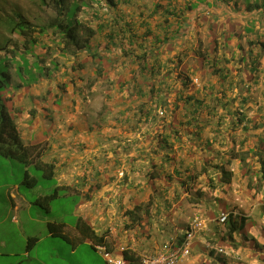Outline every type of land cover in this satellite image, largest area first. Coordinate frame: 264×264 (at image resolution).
Listing matches in <instances>:
<instances>
[{
    "label": "rangeland",
    "instance_id": "374dc122",
    "mask_svg": "<svg viewBox=\"0 0 264 264\" xmlns=\"http://www.w3.org/2000/svg\"><path fill=\"white\" fill-rule=\"evenodd\" d=\"M63 1L65 5L58 6L55 0H0V48H2L0 50V66L7 70L5 61L10 60L11 63L8 66L12 74L11 87L9 85L6 86L3 95L4 98L14 99L16 97L15 101H7L6 105L9 111L13 113V117H16V123L22 134V138L31 140L33 127L30 126L38 124L39 132L42 129L45 130L42 140L46 144L51 141H57L60 146L57 145L56 148L58 146L60 148L65 147L60 150L75 161L77 182H79L77 185L84 181V174L86 175L87 171H91L92 177L95 173L97 174L99 172L95 176L97 179L93 177L89 183L98 187L99 189L97 191H103L104 189L113 190L121 185H123L124 189L130 191L125 192L126 194H124L120 202H115L113 195H109L108 197H94L95 193L97 195L99 193L88 191V197L86 196V199L95 205L97 211L91 215H87L89 216L88 220H90L93 226H95L94 221L97 226H103L101 228V234H106V242L112 248L115 255L117 254L118 256L122 251L129 249L135 251L141 258L146 253L143 254V249H145L143 247L144 241L138 237L142 236L145 238L144 235L149 229L147 226L151 227V224L148 221L149 219H146L141 228L128 230L127 225L130 222L129 218L125 219V210H133L135 205H141L146 208L150 204L148 209L152 212L151 220H153L155 218L153 216L155 208L161 211V207L165 205L163 207L164 211H169V207L175 204V211L177 212V209L182 207L181 202H177L175 197L163 196L160 192L162 190L174 191L180 187L185 190L183 185H178L179 182L186 181V178L183 179L186 176L183 174L186 173L184 170L180 169L183 176H175L173 177V182L171 181L167 184H165L162 178L153 181L146 173L151 170V166H153L152 169L154 171H156L154 166H157V169L163 168V166L157 164L161 161H166L167 164H163L166 167L164 169L165 173L171 174L173 165L169 164L166 157L173 155V152L178 160L184 159L190 162L194 158L190 152H187L190 144L185 137L188 130L185 128L187 127L185 124L188 119L186 116L189 113V106L185 102V98L192 96L198 89L201 90L200 96H203L205 94L203 84L208 82L207 80L212 81V77L209 79V76H203L201 69L197 66V57L204 56L205 54L209 55V60H213L215 57L214 52H212L213 36L209 32V27L211 24L217 25V30L214 33L216 35L214 37L221 42L218 53L222 57V64L230 60L229 66L233 68L231 79L235 85H233V89L229 88L228 85L227 90L223 88L226 93H220L219 98H223L225 102H231V109H235L239 103L238 93L241 92L239 93L241 96L243 94L246 96L247 94L242 92L243 84L239 88L241 78L237 72L240 65L237 62L234 63L235 60L232 61L233 56L237 58V61L239 57L236 53H231L235 50V44L238 42L236 37L238 34L236 32L242 30V27L238 25L235 31L231 32L230 35L233 37L225 45L226 47H224L222 36L224 35V30L228 31L230 27L229 23L232 24L237 20L245 23L250 22L253 20V16L256 17L260 14V11L245 13L241 6L243 4L241 0H233V4H228L224 0H209L210 7L206 5L202 6L201 11L199 9L198 11L200 12H197L193 19H191L185 37L170 41L172 42V44H169L171 50L167 47L168 45L165 46L168 48V52H165V55L161 59L166 63V67L163 70L161 69L160 79L161 82L167 83L168 85H164L165 87H163V94L159 104V107L164 113L163 118L152 123L149 121L145 129H140L137 126L138 123H141V120L137 121L139 119L138 115H140L139 110L142 106H146L143 104H147L148 99L143 98V100H140L135 85L132 83L133 79H136V81L141 80L140 76L135 78V75H139L136 72L138 70L137 66L122 70L117 67L115 69L116 63H121L123 57L115 59L116 56H114L115 63H106L105 75L101 78L96 75V66L88 60L89 56H80V63L83 62L84 65H80L77 62L76 64L78 65L73 67V53L67 51L66 55L62 54L64 44L67 40H65L61 32L48 29L43 34L39 33V28L47 26L56 19L60 20L62 24L65 23L66 9L64 10V7L67 8L72 1ZM132 1L137 5L144 6V3L150 0ZM235 1L236 3H234ZM138 11L136 13H139ZM21 19L31 23L36 30L30 39H24L20 34L12 31L15 23ZM99 19L101 21L102 17L92 19L89 16L86 17V15H83V27L78 30L79 35L82 36V40L87 39V35L83 31L87 32L86 29L90 28L89 26L96 28ZM260 29L264 31L263 28ZM103 37L102 35H97V37L89 39V49L104 46V43L96 44L100 39L103 42ZM29 40L35 42V44L32 43L31 45V41ZM85 51L87 49H84L83 52ZM113 51L114 48L112 51L106 50L105 53L108 52L109 57L112 58L115 55V53H112ZM35 52L41 57V59L38 58V63L35 59L37 57L34 58L36 55ZM83 52H80L78 57ZM90 52L92 50H89V55L91 54ZM194 53L197 54V57L196 55L194 56ZM85 58L86 61H84ZM17 67L23 68L24 81L17 75ZM207 67L204 66L202 71H206ZM32 72L37 74L34 75ZM166 72H170L171 75L168 76ZM165 75L166 77H164ZM261 76V81H263L264 73ZM186 78H189L191 82L193 81L188 87L183 85L184 79ZM216 79L215 77L214 81ZM150 80L152 81V79ZM122 83H125L123 87L121 85ZM261 85L262 83L253 87L252 90L254 92L250 93V95L255 99L254 102L252 101L248 105V114L251 117L259 114V109H263L260 115H258V122H261L264 117V86L262 87ZM142 86L147 87L145 84ZM22 89H24V92H22ZM217 90L222 89L218 86ZM179 92H184L183 96L185 100L179 98ZM21 95L25 97L20 99ZM33 112L36 115L34 120L31 116ZM219 112V116L215 120L216 123L221 122L222 127L224 125L228 126L227 120H221L222 118L227 119L226 112L222 109ZM225 115L226 117H224ZM175 120L176 122L182 123V125L177 126V129H174L180 131L181 138L177 139L179 144L174 145L172 154L169 155L170 151L163 149L160 142L163 138L162 136L170 133L172 130L170 124H173ZM216 123L212 125L216 126ZM202 124L205 126L208 125L204 122ZM53 127L54 129L52 130ZM242 128L240 126L236 130L237 135L241 138L245 135ZM206 129L208 132L207 136H210V130L208 131V127ZM229 131L228 133H231ZM72 133H74L75 139L77 140L73 141V144L72 141L66 144V140L71 138ZM247 134L250 136L249 145L244 147V151H247L249 147L255 148L258 138L262 135L261 130L249 131ZM69 147L71 148L69 149ZM198 150H195V153L201 152L200 155L206 154L204 150L199 148ZM154 157L157 164H148L149 160L150 162L154 160ZM137 162L142 164L137 168L139 175H136L138 178L134 181L136 186H130L126 182V179L129 178L128 174L131 172V166ZM254 162V167L257 168V160ZM96 170L98 172H95ZM239 171H241L240 165L237 164V173L242 175L246 172V170L241 171L242 173ZM30 172L39 181L38 188L59 183L58 179L47 180L44 178L40 170L31 168ZM190 173L195 175L196 170H191ZM24 175L23 165L18 161L0 157L1 183L7 182L9 177L10 181H12L11 184L22 182ZM63 178L66 179L67 176L64 175L61 179ZM4 179L6 180L4 181ZM84 182L86 183V181ZM252 184L250 187L258 190L255 193L259 196L262 195L264 181L256 178V180L252 181ZM153 186L156 187L153 188ZM190 188H192V185ZM59 189L60 195L62 196L64 192L62 188ZM81 189L82 191L84 189L82 185ZM23 191L27 192L29 197L33 199L39 194L37 189L28 188L27 185H23ZM152 191L154 194H152ZM179 200H181V197ZM81 202L82 200L79 196L76 199L59 196L56 200L51 201L50 215L53 219L57 217L63 218L66 223L74 225L78 216H73V210ZM164 214L168 215L166 213ZM50 215L47 214L46 216L50 217ZM81 215H85V213ZM145 216L143 215V217ZM101 217L104 218L103 221ZM163 218H165L164 215ZM247 232L246 230L241 231L244 236ZM220 244L230 247L227 241H221ZM72 250V245L62 239L54 238L46 241L43 245L41 244L36 253L38 258L33 255L24 264H107L102 253L99 250L96 252L89 243L77 245L75 254H73Z\"/></svg>",
    "mask_w": 264,
    "mask_h": 264
},
{
    "label": "trees",
    "instance_id": "16d2710c",
    "mask_svg": "<svg viewBox=\"0 0 264 264\" xmlns=\"http://www.w3.org/2000/svg\"><path fill=\"white\" fill-rule=\"evenodd\" d=\"M55 1L58 6H61L62 4L65 5L63 0ZM71 1L72 2L67 8L64 7V10L66 9L65 23L62 24L60 23V20L56 19L47 26L39 28V33L43 34L48 29L61 32L62 36L67 40L64 44L62 54L66 55V52L70 51L73 53L74 57L78 56V54L83 52L84 49H89V39L97 37V35L103 33L104 37H106L105 40L111 41L110 44L105 47L99 46V48H96L95 50H92V48L89 49L92 50L90 55L96 66V75L103 78L106 70V63H115V59H118V57H123L124 61L121 63L117 62L115 69L117 67L122 70L137 66L138 70L136 72H138L139 75H135L136 77H134L138 78L140 76L141 80L136 81V79L132 78V83L135 85L140 100H143V98L148 99L147 104H143L146 106H142L139 110L140 115H138L139 119L137 121L141 120V123H138L137 126L140 129H145L146 125L149 124V121L152 123L161 120L164 113L162 115L159 113L160 110L162 111L159 104L163 94V87H165L164 85H168L167 83L165 84L161 82L160 79L161 69L163 70V68L166 67V63L163 62L161 58L165 55V52H168L167 47L171 50L169 44H172V42L170 41L185 37L191 19H193L197 12L201 11L202 6H211L209 0H150L149 2H145L144 6L137 5L132 0ZM224 1L228 4H233V0ZM241 2L243 3L241 6L245 13L260 11V14L256 17L253 16V20L250 22L248 21L247 23L239 20L232 24L229 23L230 27L228 31L224 30L222 39L224 47H226L225 45H227L233 37L230 35L231 32L235 31L238 25L242 27V30L236 32L238 34L236 36L238 42L235 44V50L231 53H236L239 57V60L237 61V58L233 56L232 61L235 60L234 63L237 62L240 65L237 72L241 78L239 88H241V84L244 85L242 86V92L247 93L246 96H244L245 94L241 96V94H239L241 92L238 93L239 103L235 109H231V102H225L223 98H219V94L224 92L223 88L227 90V85L229 88H232L235 84L231 79L233 68L232 66H229L230 60L222 64V57H220V54L218 53L221 42L214 37L216 35L214 33L217 30V25L211 24L209 32L213 36L212 52L215 54L214 59L209 60V55L206 54L197 57V54L194 53V56L196 55L197 57V66L201 69L202 75L209 76V79L212 77V81L207 80L208 82L203 84V91L205 92L203 96H200L201 90L198 89L192 96L185 98V102H187L189 106V110L187 109L189 113L186 116L188 119L185 124L187 125L185 128L188 129L185 137L190 144L188 150H191L190 153L193 156L196 154V149H193L194 147H199L204 151L206 150L209 155L214 153L212 155L214 158L219 159V163L210 165L212 158L209 157L206 159L201 157L202 160L206 162L203 169L205 173H207L213 168L214 173L221 177L220 179H222L221 182L223 184L230 182V177L226 173V167L228 166L226 163L232 161H239L241 171L246 170L243 174L251 177L252 181L254 177L264 181V117L261 122L257 121L258 115H260L263 109H259V114L255 116L251 117L248 114V105L252 101L254 102L255 99L250 95V93L254 92L252 90L253 87L260 83H262V87L264 86V80L261 81V75L264 73V31H261L260 29H264V0H241ZM234 3H236V1ZM72 5L73 7H71ZM199 9L200 11H198ZM136 11L139 13H136ZM83 15H86V17L89 16L92 19L102 17L101 21L99 19L96 28L89 26L90 28L86 29L87 32L83 31L87 35L86 40H82V36L78 33L79 28L83 27ZM128 19H130V22ZM117 29H121V33L123 32L122 34L125 35V37H118L120 41L115 45V41L117 40ZM12 31L20 34L24 39H30L32 34L36 32L34 26L24 19L15 23V27ZM32 43L35 44V42L31 41L30 44L32 45ZM166 45L168 46L165 47ZM113 48L114 51L112 53H115L112 57L113 59L109 57L108 52H106L107 55L103 54L104 50L112 51ZM1 49L2 48H0V50ZM114 56H116L115 59ZM9 63H11L10 60L5 61L7 70L0 66V157L16 160L22 164L25 172L22 185H27L28 188L32 189L38 186L39 181L35 176L30 174L31 168L40 170L42 176L47 180H55V166L46 164L41 160V146L26 145L17 127L15 118L12 116L6 105V102L11 100V98H4L3 95L5 87L8 85L11 87L12 74L9 71ZM204 66H208L206 71H202ZM16 70L17 75L23 80V68L17 67ZM166 74H168V76L171 75L170 72H166ZM164 77H166V75ZM215 77L217 79L214 81ZM150 79H152V81ZM192 82L189 78H186L184 79L183 85L188 87ZM125 83L121 84L122 87ZM143 84L147 85L148 88L142 86ZM218 86L221 87L222 90H217ZM183 93L184 92H179V98L185 100ZM220 109L226 112V115L228 116L227 119H221L227 120L228 126L224 125L222 127L221 122L216 123L215 121L219 116ZM32 115H34V112ZM226 115L224 117H226ZM203 122L208 125L205 126L202 124ZM213 123H216V126H213ZM179 125H182V123H179L178 121L176 122V120L173 121V124H170L173 131L171 130L169 134L162 136L163 138L160 142L161 147L165 150H169V155L172 154V148L174 145L179 144L177 139L181 138V133L180 131L174 130L177 129V126ZM240 126L243 127L242 131L245 133L242 138L236 133V130H238ZM207 127H212V131L210 132L211 135L207 136V139H203L204 141L201 144H198L196 141L203 138V130ZM226 129H228L227 132ZM253 130H261L262 135L258 138L255 148L249 147L247 151H244V147L249 145L248 142L250 136L247 133ZM228 131L231 133H228ZM230 142H234L235 145L239 143V150L232 148L221 152L215 148L216 145L220 146V149L224 145V147H228ZM226 157L228 158L227 161L225 160ZM166 160L169 164L175 166L173 173H165L164 168L157 169V166H154L156 171L151 169L146 175L148 174L153 181L162 178V180L165 181V184L170 183L171 181L173 182V177H179L182 174L180 169L183 170V168L178 166L179 161L174 152L173 155L167 156ZM256 160L258 165L257 170L254 169V161ZM188 184H190V180L179 182L178 185H183L185 190L181 187L175 190H180L184 193L189 187ZM155 187L156 186H153V188ZM59 191L60 189L57 188L52 194L37 199L34 204L40 206L48 214L51 208V201L56 200L60 196ZM180 197L181 194L175 196V200L178 201ZM192 198L189 197L188 200H191ZM149 206L150 204L144 208L141 205H135L133 210L126 211V217L129 218L130 222V224L127 225L128 230L141 228L146 219L151 218L152 212L148 209ZM143 215L146 216L143 217ZM226 224L229 225V231L231 234L238 231L240 228L236 223L233 214L228 216ZM76 229L81 235V239L74 240L69 237L64 231L63 224H48V231L53 238L62 239L72 245L73 248H76L79 243L89 240L92 242L91 246L95 251H98L99 246H104L107 247L108 251L113 253L112 248H110L106 242V234H97L88 221L79 218L76 223ZM37 241L38 239H29L27 250L33 248ZM181 242L182 240H180L179 243ZM121 255L126 260V264L140 263V257L132 250H124L121 252Z\"/></svg>",
    "mask_w": 264,
    "mask_h": 264
},
{
    "label": "crops",
    "instance_id": "0c3cea01",
    "mask_svg": "<svg viewBox=\"0 0 264 264\" xmlns=\"http://www.w3.org/2000/svg\"><path fill=\"white\" fill-rule=\"evenodd\" d=\"M129 20L130 19H128V21ZM122 33L121 29L116 30L117 40L115 41V45H117L120 41L118 37H125ZM101 35L104 36L103 33H101ZM105 38L106 37H103V42H101L100 39L96 44L99 45L104 43L103 47L109 45L111 41H106ZM95 49L96 48H92V50ZM88 53L89 50L81 53L79 57L82 55L89 56L88 60L93 62L91 55ZM103 54L107 55L105 50L103 51ZM79 57L73 56V67L78 65L76 64L77 62L80 63L81 57ZM34 58L37 62L39 61L38 58L41 59L37 53ZM86 58L84 61H86ZM122 59L123 60H121V62L124 61V58ZM80 65H84V63L81 62ZM33 74L36 75L37 73L34 72ZM22 92H24V89H22ZM22 97L23 96L21 95L20 99ZM15 98H11V100L15 101ZM11 114L13 116L12 112ZM31 116L33 120L36 118V115ZM14 118L16 122V117ZM30 127H33V130L31 131V140L23 138L26 145L42 147L41 160L46 164L55 166L54 179H58L59 183H56L55 185L43 186L41 188H38V184V186L34 189H37L39 194L33 199L29 197L27 192L23 191L22 182L11 184L12 181H10V177L7 182H0V264H24V262L30 260L33 255L38 258L36 253L41 244L43 245L46 241L54 239L48 231L49 223L63 224L64 231L67 235H69V237L74 240L81 239V235L76 229L77 221L74 225H70L66 223L63 218L57 217L56 219H53L50 212L48 213L50 217L46 216L47 213L41 207L34 204L37 199L52 194L57 188H62L64 192L62 196L60 195V197L76 199L79 196L82 202L78 205L76 204L77 207H75L77 209L75 208L73 210V216L77 215V220L82 218L83 220L88 221L95 232L102 235L101 228L103 226H97L94 221L95 227L90 220H88L89 216L87 214L91 215L93 212L97 211L95 205L86 199V196L88 197V191L99 193L98 195L95 193L94 197H108L109 195H113L115 202L122 201L124 194H126L125 192H130L128 189H124L123 185L117 186L113 190L104 189L103 191H97L99 188L89 183L93 177L99 174L98 170L95 171L98 173H95L93 177L91 176V171H87V174H84L83 176L86 183L82 181L81 184L77 185L79 182H77L75 161L68 157L66 153H62L60 150L65 147L60 148L57 141H51L50 143L47 142L48 144H46L45 141L42 140L45 130L42 129V131L39 132L38 124L31 125ZM53 129L54 127L52 130ZM211 129L212 127H208V131L210 130L211 132ZM33 133H35L34 136ZM40 133L42 134L40 135ZM207 133V129H204L203 138L196 142L201 144L204 141L203 139L207 137ZM76 140L77 139H75L74 133H72L71 138L67 139L65 143L68 144V142L71 143L72 141L73 144V141ZM57 145H59L58 148H56ZM224 146L220 149V146L216 145L215 148L221 152L232 148L237 150L239 148V143L235 145L234 142H230L228 147ZM70 148L71 147H69V149ZM198 148L199 147H194L193 149L199 151ZM190 151L188 150L187 152ZM200 153L196 152L195 156H193L194 158H192L190 162L184 159L178 160V166L182 167L186 172L183 173L186 175L183 179L186 178V181L190 180V184H188L189 189L187 188V191L184 193L180 190H162L160 192L161 195L167 197L171 196V198L181 194V200H178L177 202H181L180 204H182V207H179L177 212L175 211V204L169 207V211H164L163 207L165 205L161 207V211L157 210V208L154 209L153 216H155V218L153 220H151L152 218L148 220L150 221L151 227L147 226L149 229L144 235L145 238L142 236L138 237L144 241L143 247L145 249H143V254H154L158 252L166 243L172 242L173 244H178L180 240H183L185 237L184 235L188 231L190 223L194 219H200V221L203 222V227L195 234L192 243V254L190 257L181 260L180 264H264V191L263 194L259 196L255 193L258 190L250 187L253 185L251 177L237 173V164L240 165L239 161L226 163L228 165L226 167V173L230 177V182L221 185L222 179H220L221 177H219V175L214 173L213 168H211L209 172L205 173L203 168L206 162H204L201 157L206 159L209 157L212 158L211 161L209 160L211 162L210 165L218 164L219 159L213 157L212 154L214 153L209 155L206 150L205 155H200ZM225 160L227 161L228 158L226 157ZM141 164L137 162L134 163L135 166H131V172L128 174L129 178L126 179L128 185L136 186L134 181L138 178L136 177L137 174L139 175L137 168H139ZM148 164H157L155 157L153 161L151 160L150 162L149 160ZM163 164H167L166 161H161L157 165H161L164 169H166ZM150 168L152 169L153 166ZM172 168L173 173L175 166ZM257 168L254 167V169ZM194 169L196 170L195 175L190 173V171ZM63 174L67 176L66 179H61V177L64 176ZM183 174L180 176H183ZM95 179H97V177H95ZM5 180L6 179H4V181ZM253 180H256V177H254ZM81 185L84 187L83 191L81 189ZM191 185L192 188H190ZM194 186H196V188H194ZM152 194H154L153 191ZM187 197H191L192 199L188 200ZM127 210L128 209L125 211ZM84 213L85 215H81ZM164 213L168 215H165ZM221 213H228V215L233 214L236 223L240 227L238 231L231 234L229 231V225L219 223L218 218ZM163 215L165 218H163ZM127 218L128 217L125 216V219ZM101 220L103 221L104 218L101 217ZM244 230L248 231L245 236L241 233V231ZM29 239H38V241L33 248L27 250ZM221 241H227L230 247L221 245ZM84 243L92 245V242L89 240H85L83 244ZM209 245L214 246L215 248H223L228 253L220 254L216 249H211ZM72 249L73 254H75L74 252L76 248L72 247ZM118 256H121V254H118Z\"/></svg>",
    "mask_w": 264,
    "mask_h": 264
},
{
    "label": "built area",
    "instance_id": "2783aa9c",
    "mask_svg": "<svg viewBox=\"0 0 264 264\" xmlns=\"http://www.w3.org/2000/svg\"><path fill=\"white\" fill-rule=\"evenodd\" d=\"M161 115L163 112L160 110ZM228 213H221L218 221L220 224H226ZM203 227V222L200 219H194L185 233V237L181 243L173 244L166 243L162 248L154 253L142 256L139 264H180L181 260L190 257L193 239L198 230ZM211 249H216L220 254H227L228 252L223 248H215L209 245ZM98 250L102 253L103 258L107 264H126V260L123 256H117L114 253L107 250L104 246H99Z\"/></svg>",
    "mask_w": 264,
    "mask_h": 264
},
{
    "label": "clouds",
    "instance_id": "9594fccd",
    "mask_svg": "<svg viewBox=\"0 0 264 264\" xmlns=\"http://www.w3.org/2000/svg\"><path fill=\"white\" fill-rule=\"evenodd\" d=\"M185 236V235H184Z\"/></svg>",
    "mask_w": 264,
    "mask_h": 264
}]
</instances>
